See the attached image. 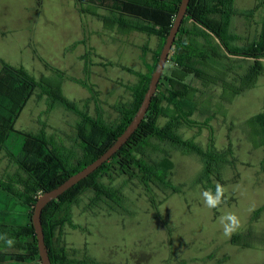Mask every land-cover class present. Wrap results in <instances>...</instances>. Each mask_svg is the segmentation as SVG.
Segmentation results:
<instances>
[{"label": "rangeland", "instance_id": "374dc122", "mask_svg": "<svg viewBox=\"0 0 264 264\" xmlns=\"http://www.w3.org/2000/svg\"><path fill=\"white\" fill-rule=\"evenodd\" d=\"M235 7L247 14L235 15L231 22L230 32L242 38L238 44L258 39L264 0H235ZM99 12L107 14L105 9ZM0 26V73L3 62L23 67L38 81L59 88L93 119L109 124L119 118L117 105L133 100L132 88L142 83L140 74L149 73L162 44L156 35L108 27L100 17L81 13L75 0H0ZM224 62L227 65L219 70L235 83V78L255 64L252 59L234 56ZM175 69L166 64L164 73L170 75ZM182 79L203 91L196 97L199 111L178 132L184 139L194 138L204 149L210 147L212 138L218 151L230 148L236 159L225 168L222 181H213L225 187L224 202L216 209L205 206L204 189L197 180L203 168L198 156L184 154L168 141H155L152 144L158 150L147 147L143 156L167 168L168 179L181 191L172 193L154 185L147 189L138 176H103L100 181L105 185L122 188L128 211L111 210L107 205L92 210L93 193L80 195L69 207L76 226L66 224L57 239L72 258L89 257L96 264H264V246L258 239L264 232V146H259L252 124L264 111V69L255 87L232 101L225 97L231 91L221 86L223 82L206 89L194 75L185 74ZM4 86V82L0 84ZM40 89L27 102L16 121V131L5 142L6 150L0 152L1 224L25 220L26 206L8 190L17 185L20 168L16 162L25 139L39 140L42 134L48 142L53 139L71 164H77L83 155L80 117L53 96H42ZM166 122L165 117L159 119L160 126ZM28 151L31 157H42V165L50 161L46 151L35 144ZM227 213H235L241 221L231 238L223 235L219 222ZM237 235H245L252 246L234 244ZM0 245L3 248V239Z\"/></svg>", "mask_w": 264, "mask_h": 264}, {"label": "trees", "instance_id": "16d2710c", "mask_svg": "<svg viewBox=\"0 0 264 264\" xmlns=\"http://www.w3.org/2000/svg\"><path fill=\"white\" fill-rule=\"evenodd\" d=\"M181 1L75 0L76 7L81 13L100 17L110 28H118L121 32H142L162 39L160 50L149 73L140 74L143 78L142 83L132 88L131 103L117 105L119 118L112 124L93 119L88 113L81 111L75 102L67 99L59 88H53L43 80L38 81L23 67H14L3 62L0 84L4 82L5 86L0 87V152L6 150L5 142L11 133L16 131L14 129L16 121L27 102L35 91L41 88L42 96L48 94L53 96L59 104L80 117L78 129L83 155L77 164H71L70 157L62 154L61 149L52 142L53 139L48 142L43 134L39 140L25 139L22 155L16 162L20 168L16 174L17 185L13 189H8L26 206L27 209L23 212L25 220L21 223H0V236L6 235L13 239V248H15V251H12V247L3 240V248L0 245L2 249L0 264H5L8 258L20 264H41L38 240L32 224V213L38 198L45 191L58 187L70 176L99 158L130 124L149 88L152 74L174 24ZM99 9H105L107 14H100ZM239 14L247 15L246 12H240L235 7V0L190 1L187 15L167 62V65L171 63L176 69L170 75L163 74L148 113L137 131L108 162L44 209L42 222L52 264H93L94 262L89 257L72 258L66 247L59 246L57 242L60 229L66 224L76 226L72 221L69 207L84 192L93 193L89 202L92 210L107 205L111 210L118 208L124 212L128 211L122 188L105 185L100 181L103 176L108 175L111 178L118 174L138 176L147 189L154 185L172 193L181 191L168 179L167 168L159 161L143 156L147 147H152L154 151L158 150L157 146L152 144L155 141H168L182 153L198 156L203 168L197 180L202 184L204 191L208 189L215 191L214 178L222 181L225 168L233 164L236 159L230 148L218 151L214 147L212 138L210 147L204 149L194 138L184 139L178 132L180 127L190 124V117L199 111L196 97L203 91L200 87L184 82L182 77L185 74L194 75L206 89L220 86L223 82L221 86L231 91L230 96L224 95L229 101L255 87L264 69L262 65L264 20L259 38L239 45L242 38L230 32L232 19ZM233 56L243 60L252 59L255 62L241 78H235L238 83L228 79L225 71L219 70L221 66L227 65L225 59ZM46 65L48 66L47 63ZM46 88H50V92ZM161 117L167 119L164 126L159 125ZM252 124L256 128L259 146H264V111L252 119ZM31 143L46 151L50 159L48 163L42 165V157L37 159L29 155ZM10 156L14 157V154ZM18 185H22L23 189L16 190ZM151 201L154 205L157 204L153 197ZM259 212L254 213L255 217ZM260 235L259 243L264 246V232ZM232 242L243 247L252 246L251 242L245 241V235L233 237ZM8 249H11V252H8Z\"/></svg>", "mask_w": 264, "mask_h": 264}, {"label": "water", "instance_id": "95a60500", "mask_svg": "<svg viewBox=\"0 0 264 264\" xmlns=\"http://www.w3.org/2000/svg\"><path fill=\"white\" fill-rule=\"evenodd\" d=\"M190 1L191 0L181 1L177 16L174 20V24L162 48L156 69L152 74L149 88L145 93L144 99L136 115L134 116L130 124L126 127L124 132L117 138L115 143L99 158H97L95 161H93L91 164H89L88 166H86L76 174L70 176L58 187L45 191L38 198L32 213V224L36 233V238L38 240V248H39L41 264H52L50 252L45 239L44 226L42 222V215L44 209L49 203L58 199L65 192L73 188L75 185H77L84 179L88 178L91 174L96 172L103 164L108 162L118 151H120L124 147V145L130 140L132 135L137 131L142 121L145 119L148 110L152 104L153 98L157 92L159 82L163 76L177 34L180 31L183 20L187 15Z\"/></svg>", "mask_w": 264, "mask_h": 264}, {"label": "clouds", "instance_id": "9594fccd", "mask_svg": "<svg viewBox=\"0 0 264 264\" xmlns=\"http://www.w3.org/2000/svg\"><path fill=\"white\" fill-rule=\"evenodd\" d=\"M226 189L223 185L217 183L215 185V191L212 189L205 190L202 193L203 202L209 209H216L224 202ZM219 222L223 227V235L227 238L231 236L240 228L241 221L235 213H227L219 218ZM5 243L10 247L13 245L14 240L8 238L6 235L0 236Z\"/></svg>", "mask_w": 264, "mask_h": 264}, {"label": "crops", "instance_id": "0c3cea01", "mask_svg": "<svg viewBox=\"0 0 264 264\" xmlns=\"http://www.w3.org/2000/svg\"><path fill=\"white\" fill-rule=\"evenodd\" d=\"M83 24V23H82ZM84 26V25H83ZM82 26V27H83ZM3 37V29H2V26H0V37ZM0 61H3L1 58H0ZM25 212V211H24ZM8 252H11V249H8L7 250ZM12 262H14L12 259H7V262L5 264H12Z\"/></svg>", "mask_w": 264, "mask_h": 264}, {"label": "flooded vegetation", "instance_id": "af4514ba", "mask_svg": "<svg viewBox=\"0 0 264 264\" xmlns=\"http://www.w3.org/2000/svg\"><path fill=\"white\" fill-rule=\"evenodd\" d=\"M83 259V258H82ZM93 264H96L95 262H93Z\"/></svg>", "mask_w": 264, "mask_h": 264}]
</instances>
